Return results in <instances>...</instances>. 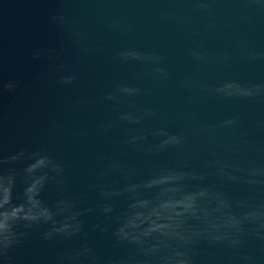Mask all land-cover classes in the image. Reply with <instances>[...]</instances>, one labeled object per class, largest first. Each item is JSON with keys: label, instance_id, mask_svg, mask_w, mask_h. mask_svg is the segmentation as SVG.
<instances>
[{"label": "water", "instance_id": "water-1", "mask_svg": "<svg viewBox=\"0 0 264 264\" xmlns=\"http://www.w3.org/2000/svg\"><path fill=\"white\" fill-rule=\"evenodd\" d=\"M31 165L55 224L0 264H264V0H0L17 204Z\"/></svg>", "mask_w": 264, "mask_h": 264}, {"label": "clouds", "instance_id": "clouds-1", "mask_svg": "<svg viewBox=\"0 0 264 264\" xmlns=\"http://www.w3.org/2000/svg\"><path fill=\"white\" fill-rule=\"evenodd\" d=\"M63 83H71V79L63 80ZM14 87L13 84L9 83L6 86L7 90H12ZM23 156V153H20V156L11 157V160L15 161L20 159ZM48 161V165L52 162L45 157ZM8 161H3L2 163H7ZM47 165V166H48ZM53 171L60 172L61 169L55 164H52ZM16 177L14 174L9 175H0V182L3 186V202L0 203V258H3L5 261L10 260L8 252L13 248L14 245L18 244L20 240L25 235V232L18 231V227L21 226L25 229H29L33 224L43 221L44 223L52 222L54 213L47 207L46 211H40L36 205L38 203L42 204L38 199L39 192H34L35 185L37 183V177L33 174V165L28 167L25 170V179H24V190L21 197V203L17 204L14 202L13 191L15 187ZM64 205L60 207L59 212L55 213L56 215L71 211L72 205L68 202H62ZM105 211H111L110 208L105 209ZM70 219L75 220L76 216L73 215ZM239 222L234 221L232 225L235 226ZM71 229V231H69ZM80 231V225H69L68 223L62 224L59 228L53 227L52 231L46 233L45 239L50 238L53 235H73ZM119 235L125 239L129 238L128 232L124 231L122 228L119 230ZM172 235H179L178 233H172ZM132 240L139 242V237L132 236ZM183 239V237H180ZM217 239H220L217 237ZM89 254V249H84L83 252L77 253L75 257H68L70 260H79L81 256Z\"/></svg>", "mask_w": 264, "mask_h": 264}]
</instances>
